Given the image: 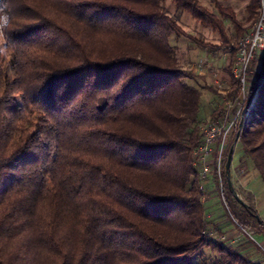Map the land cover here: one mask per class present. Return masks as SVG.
<instances>
[{
	"label": "trees",
	"instance_id": "obj_1",
	"mask_svg": "<svg viewBox=\"0 0 264 264\" xmlns=\"http://www.w3.org/2000/svg\"><path fill=\"white\" fill-rule=\"evenodd\" d=\"M165 1L0 0V264H260L208 231L193 155L200 92L169 44L187 34ZM170 2L226 40L196 0ZM246 9L256 17L258 0ZM251 76L230 143L245 108L238 141L264 183V54ZM239 86L232 78L228 96L241 100ZM224 165L227 214L264 234Z\"/></svg>",
	"mask_w": 264,
	"mask_h": 264
},
{
	"label": "rangeland",
	"instance_id": "obj_2",
	"mask_svg": "<svg viewBox=\"0 0 264 264\" xmlns=\"http://www.w3.org/2000/svg\"><path fill=\"white\" fill-rule=\"evenodd\" d=\"M200 5L215 13L223 21V31L226 40L219 31L210 26H204L194 19L188 12L178 10L166 0L163 7L168 15L177 20V23L187 34L181 36L171 35L169 44L173 47L179 65L191 71L195 77L185 81L196 87L200 92V107L197 115L201 127L210 121V115L214 110L221 111L217 119L220 124L226 125L238 112L239 99L234 95L228 96L231 90L233 67L237 55L240 39L251 31L255 16L246 9L249 0H196ZM217 3L230 8L235 21L222 16L217 8ZM2 21L0 20V47L3 45L1 33ZM198 39L208 46L204 47L193 39ZM223 41H227L228 45ZM233 49L234 57L230 64V54ZM264 54L257 51L247 72L246 90L250 86L251 72L256 70L260 64V58ZM241 112V111H240ZM233 126L226 136L220 161L227 157L230 146L233 145V152L230 163V180L238 197L247 204L253 205L259 217L264 219V183L256 171L251 167L241 150V144L237 140L230 143ZM195 150V149H194ZM227 150V153H226ZM217 155L215 144L207 156L209 171L202 175L204 199L201 200L204 206V215L209 222L208 231H213L212 238H219L225 243L233 244L243 249V254L252 262L264 264V234L257 235L253 230L242 232L239 230L227 214L219 193V184L215 180L213 170L216 167L214 162ZM199 172L202 169L200 162H197ZM205 254L213 256L215 252L208 247L204 248Z\"/></svg>",
	"mask_w": 264,
	"mask_h": 264
},
{
	"label": "built area",
	"instance_id": "obj_3",
	"mask_svg": "<svg viewBox=\"0 0 264 264\" xmlns=\"http://www.w3.org/2000/svg\"><path fill=\"white\" fill-rule=\"evenodd\" d=\"M264 52V0H258V9L257 15L253 22L251 31L244 35L239 42V46L237 49V55L234 62L233 67V76L238 80L239 93L242 95V99L239 100V109L238 112L231 118V120L226 124H220V122L216 120H210L206 124H204L201 131V140L198 146L193 151V155L195 157L196 162H200L202 165V169L199 172L201 178L202 175L206 174L209 171L208 163H205L208 154L212 150V146L215 144L217 147V155L214 160L216 163V167L213 170V173L217 175V182L219 184V193L221 196V165L222 160L220 161L221 150L226 136L229 134L231 127H234L236 120L240 115V111L243 105L244 95L247 93L246 90V72L256 55L257 51ZM207 161V160H206ZM202 188V185H201ZM205 197L202 188V194L200 197V201ZM223 205V199L221 197Z\"/></svg>",
	"mask_w": 264,
	"mask_h": 264
},
{
	"label": "water",
	"instance_id": "obj_4",
	"mask_svg": "<svg viewBox=\"0 0 264 264\" xmlns=\"http://www.w3.org/2000/svg\"><path fill=\"white\" fill-rule=\"evenodd\" d=\"M244 111H245V108L242 110V113H241V119L239 120V123H238V129H237V132H236V135H235L234 142L237 140V138L239 136L240 128L242 126V117H243ZM232 152H233V145L230 146V148L228 150L227 157H226V160H225V165H224L227 184H228L229 189L231 190V192L235 196V198L241 204L246 206L247 204L238 197V195L236 194V192H235V190H234V188L232 187V184H231V180H230V163H231ZM257 218H258V216H257Z\"/></svg>",
	"mask_w": 264,
	"mask_h": 264
}]
</instances>
